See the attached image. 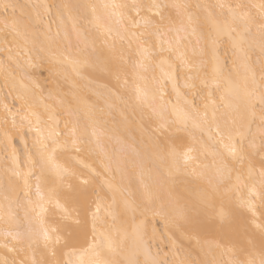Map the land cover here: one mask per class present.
Returning <instances> with one entry per match:
<instances>
[{
	"label": "snow or ice",
	"instance_id": "6c2138e0",
	"mask_svg": "<svg viewBox=\"0 0 264 264\" xmlns=\"http://www.w3.org/2000/svg\"><path fill=\"white\" fill-rule=\"evenodd\" d=\"M0 264H264V0H0Z\"/></svg>",
	"mask_w": 264,
	"mask_h": 264
}]
</instances>
